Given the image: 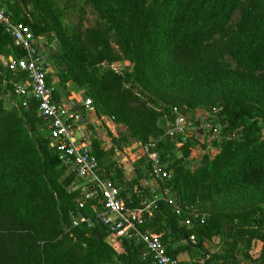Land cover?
<instances>
[{"label":"trees","instance_id":"16d2710c","mask_svg":"<svg viewBox=\"0 0 264 264\" xmlns=\"http://www.w3.org/2000/svg\"><path fill=\"white\" fill-rule=\"evenodd\" d=\"M86 3L103 20V30L81 32L76 25H65L66 11L55 0H9L3 5L14 24L29 26L36 47L41 38L54 36L56 71L45 67L50 85L53 74L59 79L55 102L59 103L68 84H74L93 101L100 120L106 118L126 128L107 150L99 139L91 138L90 152L99 161L100 173L125 189L122 195L128 207L147 206L163 187L142 185L152 170L146 159L137 162L135 175L127 180L116 159L115 144L143 145L160 139L166 132L164 116L172 115L174 108L188 113L217 106L219 112L211 125L223 129L218 153L206 155L196 170L191 169L189 159L195 139L201 135L159 143L161 161L172 175L167 186L179 205L190 208L222 192L237 202L264 187V0ZM238 11L241 18L236 30L231 22ZM112 42L133 64L124 74L105 66L117 61ZM8 54L15 60L25 56L0 27V72L6 80L4 83L0 77V264H115L119 260L153 264L135 237L118 239V247L109 244V230L97 218V211L104 208L103 198L90 197V188L73 165L52 147L38 103L30 99L27 109L21 102L8 106L7 96L15 93L13 84L26 78L9 71L7 61L2 60ZM226 54L240 69L223 63ZM175 117L176 113L172 120ZM197 122L201 127V121ZM178 143L183 144L180 158L172 153ZM75 217L93 221V229L73 227ZM184 218L166 201L158 200L141 230L163 235L174 259L181 252L196 250L187 243L192 236L195 244L201 243L199 250L205 249L207 240L219 236L228 249L207 254L205 264H238L242 260L264 264V209L234 213L235 240L230 244L221 213L192 228L181 224ZM244 240L248 247L254 240L262 242L258 259L247 251L237 259L234 252Z\"/></svg>","mask_w":264,"mask_h":264},{"label":"built area","instance_id":"2783aa9c","mask_svg":"<svg viewBox=\"0 0 264 264\" xmlns=\"http://www.w3.org/2000/svg\"><path fill=\"white\" fill-rule=\"evenodd\" d=\"M6 1L9 0H0V27L12 36L15 46L25 52V56L20 59L15 60L11 57L6 60L9 71L24 74L26 77L13 84L14 92L26 109L30 106V99L38 103V112L48 124V137L52 147L62 159L73 165L84 185L90 188L89 196L100 195L103 198L104 208L97 211L98 223L107 227L110 237L117 240L125 237L138 239L144 245L146 254L151 257L153 264H178V261L169 255L161 234L141 230L145 216L152 217L156 202L164 200L178 217L185 216L181 224L188 228L196 224H204L206 217L188 207H182L173 197L170 187L167 186L172 180V175L166 172V165L161 161L159 143L174 141L176 137L187 140L202 134L203 130L217 132V128L209 122L202 121L204 128L201 129L198 122L195 125L175 112L176 117L172 126L160 139H152L146 144L136 145L135 160H148L152 167L150 176L156 181L158 187L163 188H161V194L155 196L147 206L131 210L122 195V189L111 178L100 173L97 157L92 155L78 138V133L82 129V116L78 113L77 107L91 110L93 101L79 99L78 102L73 101L67 105L55 102L54 96L58 89L48 83V69L45 67L44 58L35 46L34 34L29 26L17 25L11 21L10 14L3 5ZM105 66L116 73L124 74L122 69L128 64L123 66L118 63H107ZM0 77L6 83L5 74L0 72ZM182 145L178 143V146ZM73 227L92 230L94 222L87 218L75 217ZM194 240L192 236L190 241L194 243Z\"/></svg>","mask_w":264,"mask_h":264},{"label":"rangeland","instance_id":"374dc122","mask_svg":"<svg viewBox=\"0 0 264 264\" xmlns=\"http://www.w3.org/2000/svg\"><path fill=\"white\" fill-rule=\"evenodd\" d=\"M57 2L58 8L60 10H64L65 17H64V23L67 20H70L69 15L71 18H73V22H75L76 27L82 32L85 31V29H95L96 31L103 30L105 24H103V20L99 17L97 11L93 9L92 6H90L88 3H86V0H55ZM70 13V14H69ZM72 14V15H71ZM240 11H238L235 16L232 19L231 27L234 29H238L239 23H240ZM112 45L114 47L113 52L115 55V58L117 59L116 62L121 65H127L124 66L122 71L125 73L127 70L131 69L133 67V64L129 57L124 54V51L120 49L119 45L116 44V42H112ZM222 61L225 65L231 67L232 69H240L239 64L237 61L230 55L226 54ZM107 64V63H106ZM112 64V63H110ZM11 100L19 101L18 96L14 93H12ZM82 100H86V98L83 96L81 98ZM8 106H11L8 103ZM177 110V111H176ZM175 112L184 116L189 121H192L196 123L197 121H205L209 122L210 124L214 121V117L219 112V107H211V108H201L197 110L189 111L188 113L182 112L180 109H173L172 115L166 114L163 119V126L165 131H167L173 124L172 117L175 116ZM201 129L204 128L203 123L200 127ZM217 132H211L207 130H203V133L200 134L201 136H198L195 139L194 147L191 151V157H190V166L192 170H196L200 167L203 158L206 155H210L211 157H214L218 153V146L217 142H219L220 136L222 134V127L217 126ZM262 138L264 139V133L262 134ZM134 145H137L133 143ZM132 144V145H133ZM124 145V143H122ZM133 145V146H134ZM181 147L182 146H175L173 148L172 153L175 155L176 158L182 157L181 153ZM127 150L129 152V148L127 147ZM135 167V166H134ZM72 170V169H71ZM117 185L124 191L125 189L122 188L118 182H116ZM137 189V188H136ZM138 192V190H137ZM250 193L248 196L243 198L241 201H231L229 198L228 193H217L213 200L201 203L197 202L194 204L190 209L194 210L195 212L199 213L200 215H204L206 217V221L209 220L213 215L221 213L224 219V227L226 232L228 233L227 241L228 243H233L234 238L232 237V234L235 232L233 229H236V222L233 219V215L236 212H241L245 209L250 210L252 208L257 209H264V187L256 188L255 190L248 192ZM243 197V196H242ZM163 236V235H162ZM246 240L239 243L238 249H236L235 255L237 259H242L243 253L245 251L249 252V255L253 259H258L261 253V247L262 242L258 240H254L251 243V246L248 247ZM109 244L113 247H118L117 243H114L110 240H108ZM222 239L218 237H214L211 240H207L205 242L203 250H196L193 252L185 251L186 253H189L191 263L192 264H199L198 261L203 260L204 264L205 261L208 259L206 256L207 253H221L223 251H226L228 249V246L225 244H222ZM206 256V257H205ZM177 260V257H175ZM115 264H123L120 260L117 261ZM178 264H181L180 262ZM238 264H249L246 261H241Z\"/></svg>","mask_w":264,"mask_h":264},{"label":"crops","instance_id":"0c3cea01","mask_svg":"<svg viewBox=\"0 0 264 264\" xmlns=\"http://www.w3.org/2000/svg\"><path fill=\"white\" fill-rule=\"evenodd\" d=\"M70 14V13H69ZM72 15V14H71ZM70 20L65 21V25L67 26H73L76 25L75 22H73V18L69 15ZM54 36L51 34L49 38H41L38 41L37 48L40 53V55L44 58L45 63L49 67V70L54 73L56 71V68L53 67L54 58L57 53V44L56 42H51V39H53ZM6 57V58H5ZM2 58L3 62L6 63L7 59H10L12 55L8 54ZM51 84L57 88L60 89L59 79L54 74L51 76ZM17 95V94H16ZM12 94H9L8 97V103L10 105H17L19 101L11 100ZM83 98V92L80 89H77L74 84H68L66 86V91L62 93L60 97L59 103L61 104H69L73 101H79V99ZM13 99V98H12ZM80 112L82 119H85V122H82L81 131L78 133V136L84 139L86 147L90 150V139L91 138H97L99 139L103 144L102 148L107 150L110 147L114 146V140L113 138H116L117 140L120 139L122 135L125 134L126 128H124L121 125H116L114 122H112L109 119L103 118L100 120L97 116V114L94 111V108L91 110H86L83 107H80ZM48 135V134H47ZM120 144V145H119ZM115 144V148L117 151L116 159L118 160L119 165L121 166L123 173L125 175V178L127 180H130L135 175V165L138 161L134 158V152L136 151V145H130V144H124L122 143ZM127 147L129 148V152L127 150ZM140 161V160H139ZM77 173V172H76ZM142 185L144 187L148 188H158V185L156 181L149 175L146 177V179L142 182ZM135 192H137V189H135ZM110 241L117 243V239L114 237H109ZM196 250H199V248H195ZM195 250V251H196ZM208 254V253H207ZM177 261L181 264H192L189 253L181 252L177 255ZM199 264H204L203 260L198 261Z\"/></svg>","mask_w":264,"mask_h":264},{"label":"water","instance_id":"95a60500","mask_svg":"<svg viewBox=\"0 0 264 264\" xmlns=\"http://www.w3.org/2000/svg\"><path fill=\"white\" fill-rule=\"evenodd\" d=\"M80 110V107H77V111ZM82 122H85V119H82ZM28 129L30 130V127H28ZM78 138L80 139V141L85 145V141L84 139H82L81 137L78 136ZM185 240H187V238L185 237ZM187 243L192 247V248H199L201 246V243L199 244H195L193 242H191L190 240L187 241Z\"/></svg>","mask_w":264,"mask_h":264}]
</instances>
